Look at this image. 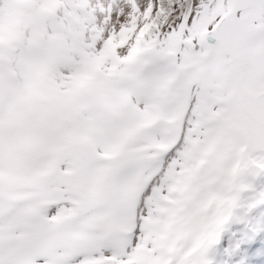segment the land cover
I'll use <instances>...</instances> for the list:
<instances>
[{
	"label": "snow or ice",
	"instance_id": "snow-or-ice-1",
	"mask_svg": "<svg viewBox=\"0 0 264 264\" xmlns=\"http://www.w3.org/2000/svg\"><path fill=\"white\" fill-rule=\"evenodd\" d=\"M0 264H264V0H0Z\"/></svg>",
	"mask_w": 264,
	"mask_h": 264
}]
</instances>
